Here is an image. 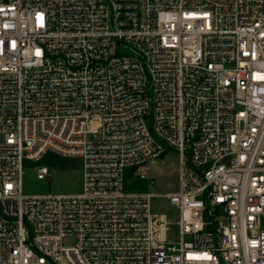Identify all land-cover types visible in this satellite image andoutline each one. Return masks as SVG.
<instances>
[{"label":"built area","instance_id":"built-area-1","mask_svg":"<svg viewBox=\"0 0 264 264\" xmlns=\"http://www.w3.org/2000/svg\"><path fill=\"white\" fill-rule=\"evenodd\" d=\"M170 151L176 223L126 190ZM0 264H264V0H0Z\"/></svg>","mask_w":264,"mask_h":264},{"label":"rangeland","instance_id":"rangeland-1","mask_svg":"<svg viewBox=\"0 0 264 264\" xmlns=\"http://www.w3.org/2000/svg\"><path fill=\"white\" fill-rule=\"evenodd\" d=\"M37 166H46L51 170L52 177L40 180L37 178ZM25 175L23 193L25 195H74L82 191V161L80 158H64L48 153L39 163L28 160L24 162ZM143 172L149 180L129 179L126 187L130 193H150L156 196L152 199V209L155 213L167 214L173 223L178 221V213L166 197L167 194L179 190V158L173 152H168L162 159L148 164ZM170 241L178 240V228L174 224L169 232ZM76 244L75 239L65 241L66 246Z\"/></svg>","mask_w":264,"mask_h":264}]
</instances>
